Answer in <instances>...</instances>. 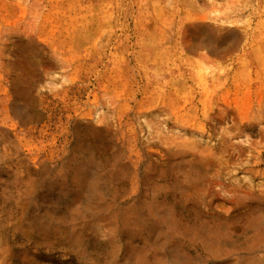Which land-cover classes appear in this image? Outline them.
<instances>
[{
    "label": "rangeland",
    "instance_id": "374dc122",
    "mask_svg": "<svg viewBox=\"0 0 264 264\" xmlns=\"http://www.w3.org/2000/svg\"><path fill=\"white\" fill-rule=\"evenodd\" d=\"M17 103L18 152L0 162V264H103L92 248L108 251L106 226L143 192L174 210L181 230L166 246L192 264H264V0H0V118L16 119ZM87 133L106 151L103 163L92 155L106 183L77 216H48L65 211L46 183L72 150L81 158ZM200 157L201 182L176 181L170 167ZM220 188L261 217L192 231L212 220ZM68 219L86 257L37 232Z\"/></svg>",
    "mask_w": 264,
    "mask_h": 264
},
{
    "label": "bare ground",
    "instance_id": "6f19581e",
    "mask_svg": "<svg viewBox=\"0 0 264 264\" xmlns=\"http://www.w3.org/2000/svg\"><path fill=\"white\" fill-rule=\"evenodd\" d=\"M47 83L49 84L50 81H47ZM11 111L16 119L10 118V121L8 122L2 117L0 118V137L5 138L4 141L7 143L4 145L2 153H0V162L14 160V156L18 152L17 141L11 138L10 130L11 128L14 129L18 123H24V119L21 115L25 113V110L24 107L18 106L17 103V105H12ZM75 120L77 121L78 119ZM105 138L107 137L105 136ZM63 143L65 144V140ZM58 150L65 152V146L60 145ZM79 150L81 152V158L77 157L73 150L71 152L69 151L70 153H68L67 157L61 162V167L56 173V176L48 180L46 183L49 186L47 191L53 192L56 190L62 195L61 197L59 195L56 199L48 197L49 201H54L57 208H61V210L63 209L65 211L64 213L50 211L48 214L46 213L48 216H77L80 207H90L91 203L96 199L101 186L103 183H106V176H99L98 173L94 171L97 162L92 156L93 152H97L99 156L103 158H101V162L103 163L106 159L104 156L106 152L104 148L94 145L87 133L83 140V144L79 146ZM48 151L53 152V149L49 148ZM42 152L46 154L45 150ZM201 157L195 159L193 162L189 161L188 163H178L171 166L170 170L173 173H179L176 177V181L198 180L201 182L202 174L199 172V169L205 164H208L206 159ZM127 161L128 163H132L133 156L128 155ZM220 189L223 194L221 197L222 200L218 201L213 207L214 211L210 213L212 220L210 221L208 219L209 221L199 222V227H197V225H192L190 227L192 231L197 228L202 235H216L222 232H229L231 228L234 227L235 224L238 225V223L248 227L251 225L253 226L257 219L261 217L262 213L254 211V207L248 203H244L242 200L243 198L237 199V194L233 192L231 194L230 190L223 188ZM154 194L156 193L152 192L151 194L146 195V193L143 192L139 197L140 199L143 198V201L140 204H137L136 206L131 205L132 207H130L131 209L129 211L124 213L121 211L123 213L121 217H116L115 219L113 217V220L108 223V226H106L107 230L103 234L105 237V243L108 246V251L106 249L104 250L103 247L97 249L92 248L93 251H97L98 255L102 254L104 251L103 255H105V258L104 260H101L103 264L193 263L192 258L189 257L181 247L177 245L170 247L166 246V243L170 241V234L177 233L181 230V223L180 220L177 219L176 213L172 208L163 207L156 202L157 200H155L156 197ZM211 194L216 197L219 192L212 191ZM226 195L229 196L227 200ZM244 198H253V196L251 193L246 192ZM225 202L232 203L235 206L232 208L233 210H230L231 206L226 205ZM240 206H245L246 208L243 211H240ZM55 222L50 225V227H47L48 224L37 223V232L49 235L48 237L44 236L45 239H50V236H56L61 243L66 244L70 249L75 251L79 257H86L88 255V242L84 240L85 235L77 229L76 221L71 219L68 222H64L63 220H56ZM134 238L139 239L137 245H134L133 243ZM120 259L123 260L120 261ZM93 260V263L98 264L96 258Z\"/></svg>",
    "mask_w": 264,
    "mask_h": 264
}]
</instances>
